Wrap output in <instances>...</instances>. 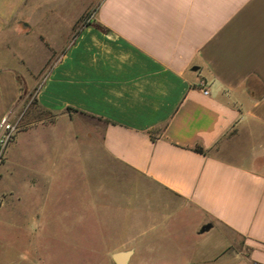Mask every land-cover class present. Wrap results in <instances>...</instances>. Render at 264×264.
<instances>
[{
	"label": "crops",
	"instance_id": "0c3cea01",
	"mask_svg": "<svg viewBox=\"0 0 264 264\" xmlns=\"http://www.w3.org/2000/svg\"><path fill=\"white\" fill-rule=\"evenodd\" d=\"M28 97L19 135L97 121L84 142L264 264V0H0V120Z\"/></svg>",
	"mask_w": 264,
	"mask_h": 264
},
{
	"label": "rangeland",
	"instance_id": "374dc122",
	"mask_svg": "<svg viewBox=\"0 0 264 264\" xmlns=\"http://www.w3.org/2000/svg\"><path fill=\"white\" fill-rule=\"evenodd\" d=\"M26 101L0 162V264H114L129 249V264H250L240 238L198 234L199 214L176 210V199L84 142L101 132L97 121L71 117L64 133L19 135L47 118Z\"/></svg>",
	"mask_w": 264,
	"mask_h": 264
},
{
	"label": "built area",
	"instance_id": "2783aa9c",
	"mask_svg": "<svg viewBox=\"0 0 264 264\" xmlns=\"http://www.w3.org/2000/svg\"><path fill=\"white\" fill-rule=\"evenodd\" d=\"M203 94L208 95V91L203 89ZM22 117V111L17 115L11 111L0 120V162L4 149L13 138L14 134L19 130L18 124Z\"/></svg>",
	"mask_w": 264,
	"mask_h": 264
},
{
	"label": "water",
	"instance_id": "95a60500",
	"mask_svg": "<svg viewBox=\"0 0 264 264\" xmlns=\"http://www.w3.org/2000/svg\"><path fill=\"white\" fill-rule=\"evenodd\" d=\"M211 228L212 225L210 223H206L200 227L198 233L203 234L205 232H208ZM132 255H133V250L129 249V250L115 252L111 255V258L114 264H129Z\"/></svg>",
	"mask_w": 264,
	"mask_h": 264
},
{
	"label": "trees",
	"instance_id": "16d2710c",
	"mask_svg": "<svg viewBox=\"0 0 264 264\" xmlns=\"http://www.w3.org/2000/svg\"><path fill=\"white\" fill-rule=\"evenodd\" d=\"M195 151H197L199 153H202V154L205 153V151L203 149L199 148V147L195 148Z\"/></svg>",
	"mask_w": 264,
	"mask_h": 264
}]
</instances>
